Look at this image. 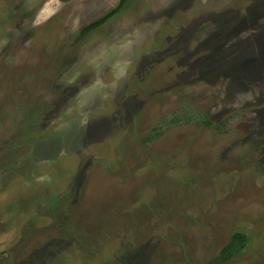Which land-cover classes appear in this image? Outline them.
<instances>
[{
	"label": "rangeland",
	"instance_id": "obj_1",
	"mask_svg": "<svg viewBox=\"0 0 264 264\" xmlns=\"http://www.w3.org/2000/svg\"><path fill=\"white\" fill-rule=\"evenodd\" d=\"M126 1L0 0V264H264V0Z\"/></svg>",
	"mask_w": 264,
	"mask_h": 264
},
{
	"label": "trees",
	"instance_id": "obj_2",
	"mask_svg": "<svg viewBox=\"0 0 264 264\" xmlns=\"http://www.w3.org/2000/svg\"><path fill=\"white\" fill-rule=\"evenodd\" d=\"M126 0H120L119 5L111 10L108 14H106L99 21L94 22L87 26L81 33V36H86L90 31L97 29L98 27L107 23L111 18L117 15L122 8L126 5ZM207 125L212 126L210 122H206ZM247 245V237L242 233H236L233 235L231 242L223 249L222 256L224 261H230L233 258L240 255V253L245 249Z\"/></svg>",
	"mask_w": 264,
	"mask_h": 264
}]
</instances>
